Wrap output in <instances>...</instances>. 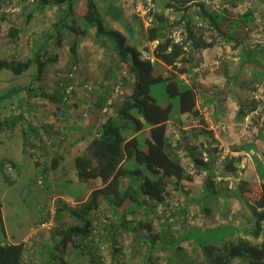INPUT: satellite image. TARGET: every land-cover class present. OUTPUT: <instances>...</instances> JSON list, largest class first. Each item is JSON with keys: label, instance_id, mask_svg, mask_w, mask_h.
I'll list each match as a JSON object with an SVG mask.
<instances>
[{"label": "rangeland", "instance_id": "1", "mask_svg": "<svg viewBox=\"0 0 264 264\" xmlns=\"http://www.w3.org/2000/svg\"><path fill=\"white\" fill-rule=\"evenodd\" d=\"M83 1H75L73 17L68 15L69 18L66 22L64 19L65 23L69 22V25L72 24L71 26L76 28V33L61 27L62 23L58 25V28H51V32L56 30L61 35L59 48L55 46L53 40L51 42L42 34V36L39 34L38 36L28 35L29 30L20 32L17 42L13 41L8 35L9 20L1 15L3 21H0V60L24 59L35 50L33 42L45 44L42 60L53 56L57 58L56 62L46 65L39 80H34L36 77L35 65H31L20 76H14L6 70L0 71V123L2 124L0 132V229L5 235L4 238L0 236V242H23L26 245L23 264H48L47 254L43 250L51 245V233L57 228L65 229L69 224L74 223L66 215H59V217L56 216V213L54 215L57 201L61 200L64 204L74 206L77 198L84 199L90 189L97 187L94 182L90 189H87L88 184H79L72 169V157L63 153L60 155L57 149L52 151L51 148L56 144L60 147L63 143H73L77 138H85L82 136L83 128L88 124V116L84 115L85 106L90 104L99 92H106L107 95L111 92L109 96L113 100L125 98L131 92L132 78L124 64H121L112 52L111 44L107 40H97L94 30L85 29L84 24L77 19L84 9ZM109 1L96 0L98 12L105 17V24L123 33L127 38V43L139 52L152 53L155 44L146 42L145 29L139 26L138 18H133L131 9L125 0H111L117 9V16L123 18L122 21L119 18L116 22L113 20L116 17L115 12L108 9ZM227 1L203 0L209 9L220 11L222 8H227L233 16L235 12H242L255 2V0H242L238 8L233 10L227 7ZM261 3L255 13L256 21L245 40L246 45L242 47L244 52L248 49L252 51L257 46H264V2ZM8 4L22 7L19 0H8ZM155 8L157 11L165 10V1L156 0ZM27 12H29V7L24 13L20 11L18 16L13 15L12 19L9 17L10 23L23 25L22 19ZM58 13L53 17V23L58 21L57 18L62 17H59ZM179 15L176 13L174 16L178 17ZM191 17L196 16L191 13ZM73 18L75 23H71ZM126 27L131 30L130 34H127ZM46 30L42 28L40 32ZM242 35L243 33L240 32L239 36ZM39 36L40 38H38ZM216 44L221 48V55L225 58L228 53L224 51L223 46L229 45L230 48L232 46L222 42H216ZM72 47L74 53L71 52ZM197 54L199 56L196 55V57L202 59L205 56L206 61L209 62L214 58L216 60L221 58L220 56L217 59V55L209 51H206L204 56L200 52ZM73 66L76 67V91L72 94L69 104L66 105L68 107L58 105L59 108L56 109L57 103L52 102L51 98L56 90L58 91V81H64L65 75ZM163 71L171 70L158 64L154 66L152 73L156 76ZM119 80H124V82L119 93L114 95L113 88ZM83 84L91 86V90H80L78 87ZM14 88L20 90L11 92ZM149 95L161 107L170 103V120L173 122L178 120L180 116L178 98L168 97L164 82L159 81L151 84ZM261 101L264 104V100ZM20 116L24 119L30 117L32 123L28 127H24L17 121ZM168 128L169 138L175 141L174 129L177 127L169 124ZM121 133L127 135L128 132L122 129ZM145 137H147V133L142 131L138 132L136 137L137 148L143 152L146 151ZM47 141L51 142L47 143ZM76 151L77 149H74L73 153ZM183 164L186 166L185 163ZM124 168L127 170L139 169L146 174L145 167L138 165L133 158L124 162ZM137 176L133 175L132 178ZM39 178L42 182L41 187L36 183ZM125 182H128V179ZM230 186L231 188H229ZM235 186V183L230 184L226 181L216 182V187L227 195L234 191ZM186 188V185L182 184L177 185L176 189H174V184L169 187L171 197L168 204L174 206L176 211L167 214L164 212L162 217H156L155 206L147 218L145 215L138 216L139 219L151 220L153 228L151 234L158 236V232L163 230L169 234L168 243H163L160 237H156L155 247L151 252H148V244H144L134 235L132 231L136 223V219H134V221L128 222V231L122 232L116 239L114 248L118 249V255L113 259L110 230L113 228H109L106 234L102 232L105 221H110L111 218L109 212L103 208L104 206H100L90 217L93 234L98 233L97 246L94 247L95 256L102 264H178L179 262L184 264L188 261H191V264H200V262L204 264V258L196 245L192 241L186 242L183 239L188 231L203 230L204 227L209 229L225 226L223 229L207 231L209 234L216 235L219 241L226 235V240L234 241L238 237H242L252 243H257V240L247 233L252 227V221L246 220L245 216L246 214L250 215V210L244 206L245 204L241 200L236 201V206H233L234 204L224 197H222L223 203L218 199L217 202L207 201V208H210V212L206 213L200 205L197 206L195 203L184 205L182 200L187 196L190 197L187 193L184 194L185 190L195 197L200 194L199 182L190 185L188 189ZM246 188L249 187L246 186ZM253 189L254 187L251 190ZM212 212L215 215H212ZM44 223L46 224L43 225ZM139 233L144 234L142 230ZM100 245L103 246V250L99 249ZM59 251L58 249L57 252ZM188 252H191L193 259L189 260ZM63 259L66 264H89L87 256L70 244L65 247ZM234 260L237 259L232 261ZM238 260L239 264L244 261L239 258Z\"/></svg>", "mask_w": 264, "mask_h": 264}, {"label": "trees", "instance_id": "2", "mask_svg": "<svg viewBox=\"0 0 264 264\" xmlns=\"http://www.w3.org/2000/svg\"><path fill=\"white\" fill-rule=\"evenodd\" d=\"M75 1L78 2V0H34L33 3H30L29 0H23L24 7L23 10L21 8V11L24 13L26 8H30L32 5L37 6L39 10H43L45 7H56L59 10V17H62L57 18L58 21L54 22L53 27L58 28V25L62 23L61 27L76 33L77 30L71 26L72 24L65 23L69 18L68 15L73 17ZM83 2V12L77 19L84 24L85 29L94 30L97 40H107L111 44L112 52L118 61L124 64L132 78L131 92L125 98L118 100H113L109 96L110 92L103 98H97L89 109L85 110L88 124L94 134L82 153L73 158L72 169L75 172L76 181L79 184H88L87 189H90L94 181H99L101 186L90 189L86 198H77L74 206L64 204L61 200L57 201L54 215L55 213L57 217L66 215L74 223L69 224L65 229L57 228L51 233V245L43 250L47 254L48 264H66L63 255L68 244L86 255L89 264H102L95 256L94 247L97 246L98 233L93 234L94 230L90 220L91 214L95 213L100 206H104L103 208L109 212L111 218L110 221H107L108 224L105 221L102 232L106 234L109 228H113L110 229L113 259L118 255V249L114 248L116 239L122 232L128 231V222L134 221V219H136V223L132 231L140 241L148 244V252L154 250L156 237H160L163 243H168L169 234L167 232L159 231L158 236L151 234L153 229L151 220L139 219L138 216L145 215L147 218V215L156 206L155 215L158 217L159 208L169 206L171 184H174V189H176L180 182L192 180V175L187 173L188 169H184L182 150L187 152V157H189L195 172H206L202 185L207 201L212 200L211 198L214 196L215 182L213 178L224 177L228 173L236 172L235 163L238 162V159L226 158L215 167L217 149L215 146L210 147L213 144L212 135L202 128L196 131L209 138L208 146L204 149L205 159L201 154V148L183 145L182 138L179 139L181 141H172L166 132L167 122L170 121L171 104L169 103L165 107L159 106L149 95V86L155 82H164L168 97L178 98V112L189 114L191 117H199L198 110L195 108L194 92L180 77L190 76L196 65V54L213 47L217 41L230 44L233 49L241 51L251 27L256 21L255 13L258 11V6L264 0H255L252 6L242 12H235L234 16L227 8H222L220 11L209 9L203 0H174L173 10L180 15L171 24H168V19L160 11L159 14H155V24L144 30L146 42L155 43L152 52L155 58L153 62L142 59L139 50L127 43V38L123 33L105 24V17L98 12L96 0H84ZM241 3L242 0H228L226 5L235 10ZM4 4L8 5V0H0V10ZM165 6L169 7L171 4L165 2ZM108 9L115 12L116 17L113 18L115 22L119 18V20H123L122 17L117 16V9L111 0ZM191 13L206 23L210 29L197 27L195 17H191ZM28 14L24 17L25 24L31 19V15ZM1 15L0 13V21H3ZM132 16L136 18L134 15ZM64 19H66L65 22ZM72 22L75 23L74 18L71 20ZM139 26L142 27L140 22ZM8 27L9 37L17 42L20 30L14 23H9ZM177 28L182 30L185 40L190 42L187 52H184L180 46L172 44L167 37V33L171 29ZM126 32L130 34L131 30L126 27ZM240 32L243 33L241 37L239 36ZM43 36L49 38L51 42L54 41L56 47H60L62 38L56 30L51 34L44 33ZM33 47L35 50L24 59L0 60V71L6 70L14 76H20L31 65H35L36 77L34 80H39L44 73L46 64L56 62L57 58L53 56L42 60L45 44L33 42ZM71 52L74 53L73 47ZM239 57L255 63V65L259 64L262 68L258 76L259 79L253 77V80L258 83L264 81V46H257L252 51L250 49L245 52L241 51ZM158 63L169 68L172 72L163 71L156 76L153 75L154 64ZM19 90L14 88L11 92ZM109 99L112 101L107 106ZM51 100L57 103L56 109L59 108L58 105L68 107L66 106L68 104L62 102V97L57 90ZM104 108L111 112L106 113L103 111ZM21 119L24 118L20 116L17 121ZM199 123L204 126L202 118L199 119ZM1 126L0 123V132L2 131ZM143 128L149 129V138L145 140L146 151L144 152L137 148L135 138L129 139L131 135L142 131ZM122 129L128 132L127 135L121 133ZM129 158H133L138 165L144 166L146 174L139 169H125L124 162ZM133 175L138 176L132 178ZM126 179L128 182H125ZM41 185L38 186L41 187ZM181 189L183 190V188ZM172 207L173 212L176 211V208ZM248 209L250 215L246 220L252 221V227L247 233L253 239H258L261 224L264 222V209L257 211L252 206H249ZM204 211L209 213L210 208L204 207ZM224 227L193 229L185 233L184 239L193 241L204 258V264H228L238 258L243 259L247 264H264V242L252 243L242 237H238L234 241L226 240V235L219 241L216 235L207 232ZM141 230L143 235L139 233ZM0 236L1 238L5 236L1 229ZM25 249L26 245L23 242H0V264H23ZM58 249L59 252H57Z\"/></svg>", "mask_w": 264, "mask_h": 264}, {"label": "crops", "instance_id": "3", "mask_svg": "<svg viewBox=\"0 0 264 264\" xmlns=\"http://www.w3.org/2000/svg\"><path fill=\"white\" fill-rule=\"evenodd\" d=\"M19 2L21 3L23 10V0H19ZM58 11L59 10L56 7H45L43 10H39L37 6L32 5L29 8V12H27V14L29 13V16L31 15L30 21L25 24L24 19H22L23 25L20 23L16 25L18 30H20L19 34L20 32H27L28 30V35L30 36H38V34L42 36L44 33L51 34V28L54 26L53 17ZM24 16L26 17V14H24ZM5 17L9 20V23L13 18V16L10 15ZM9 17H11V19ZM42 28L43 30L47 29L48 31L40 32L42 31ZM40 36L38 38H40ZM244 45L246 44L243 43V46ZM223 48L224 51L228 53L225 58L222 57L221 48L218 47V44L216 43L213 47L202 50L200 53L203 56L206 51H209L212 54L215 53L217 59L220 56L221 58L220 60L214 58L213 61L209 62L206 61L205 56L202 57V59L201 57H196V65L193 68L191 75L180 77L194 92L195 108L198 110L199 117L204 121V126L199 123V117L196 118L191 117L189 114L179 113L180 116L176 122L171 120L167 122L166 132L167 136H169V124L175 125V127H177L174 129L175 140L181 141L179 139L182 138L183 145L187 144L193 148L199 147V149H202L201 154L204 155V149L208 146L207 141L209 138L207 135L196 130L202 128L210 132L213 140V144H211L210 147L212 148L215 146L217 149L215 154V167L226 158L238 159V162L236 161L235 163L236 172L234 174L228 173V175H225L224 177L217 176L216 178H213L215 182V190L214 196L211 198L212 201L217 202L218 199L223 203L224 199H222V197H224L229 200L231 204H234L233 206H236V201L241 200L243 204H245L244 206H247L248 208L249 206H252L257 211H260L264 209V104L261 101L264 100V87H262L264 81L258 83L253 80V77H256L257 79L262 68L259 64L255 65V63L240 58L239 56L242 50L239 51L232 47L230 48L229 45L223 46ZM154 65L156 66V64ZM118 82H120L122 86L124 81L119 80ZM106 95V92H99L94 96L93 100H91L90 104L85 106L86 111L97 98H103ZM108 112L111 111H106V113ZM84 115H86V113ZM30 121V117L19 120L20 124L22 123L24 127H28L30 123H32ZM38 125L41 127L40 124ZM193 128L195 130H192ZM83 129L82 136L85 138H77L73 143H63L60 147L58 144L55 146L52 145L54 147L51 146V150L54 151L57 149L60 155H62V153L64 155H70L72 157L71 160H73L74 157L82 153L87 142L94 134L90 129L89 124ZM148 130V128L142 130V132L147 133V137H145L146 139L149 138ZM137 136L138 133H135L131 135L129 139H136ZM49 142L51 141H47V143ZM74 149H77L76 153H73ZM181 155L183 163L186 164L184 169H188L187 173L192 175V180H184L183 182H180L179 185H186V189H188L190 185H194L198 182L200 184V194L196 197L192 196L187 190H185L184 194L187 193L190 197L187 196L182 199L184 201L183 204L188 205L195 203L197 206L200 205L204 211V207H207V197L205 196L202 183L206 176V172H195V169L190 163L189 157H187V152L182 150ZM220 180L230 182V184L235 183L236 186L233 188L234 191L229 195L223 194L222 191L216 187V182H219ZM94 184L97 185L96 188L101 186L99 181H94ZM246 186L249 188H246ZM252 187H254L253 190H251ZM229 188H231V186ZM89 193L90 191L86 193V197ZM211 214L215 215L213 212ZM245 217L248 218V214H246ZM243 220L245 221V219ZM203 229H208V227H204ZM256 240L257 243L264 242V222L261 224V231ZM184 241L189 242V240L186 239H184ZM175 253L178 254V252ZM187 255L190 256L189 260L193 259L191 252H188ZM191 263V261H188V263L184 264ZM178 264H180V262ZM228 264H239V260L231 261ZM242 264H247V262L243 261Z\"/></svg>", "mask_w": 264, "mask_h": 264}, {"label": "built area", "instance_id": "4", "mask_svg": "<svg viewBox=\"0 0 264 264\" xmlns=\"http://www.w3.org/2000/svg\"><path fill=\"white\" fill-rule=\"evenodd\" d=\"M30 3H33L34 0H29ZM127 5L130 7L132 14L138 18L140 23L142 24V27L144 29L152 27L156 20H155V14H159L160 11H157L155 8L156 0H125ZM167 4H171V6L166 7L165 10L162 11V14L168 19V24H171L173 20L176 18L174 15L176 12L173 10L172 4L174 5V0H165ZM22 7H15L8 5H3L1 7L0 13L4 16L10 15H16L18 16L20 14ZM196 26L203 29H210V27L204 23L201 19L198 17H195ZM167 37L174 45H178L182 48L184 52H187L190 47V42L188 40H185L183 32L181 29H171L167 33ZM218 42V41H217ZM140 57L144 60H149L150 62H153L155 60L152 53H149L147 51H140ZM76 67L73 66L70 71L65 75L64 81L59 80L57 83L58 92L62 97V102L65 104H69L72 94L76 91V76H75ZM121 83L117 82L116 86L113 88L114 95H117L120 91ZM82 91H90L91 86L87 84H83L78 87ZM77 88V89H78ZM111 99L107 101V106L111 104ZM107 109L104 108L103 111H106ZM203 157L205 159V155L203 154ZM37 185H41V179L39 178L36 181ZM170 213L173 212V207H162L158 210V216L162 217L161 215L163 213ZM164 214V215H166ZM163 215V216H164ZM44 223L43 225H45ZM100 250H103V246H99Z\"/></svg>", "mask_w": 264, "mask_h": 264}]
</instances>
